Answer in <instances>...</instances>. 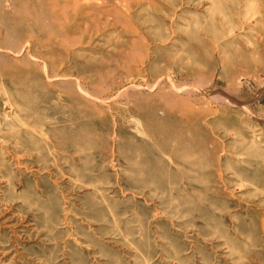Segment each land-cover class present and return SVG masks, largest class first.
<instances>
[{
    "label": "rangeland",
    "instance_id": "1",
    "mask_svg": "<svg viewBox=\"0 0 264 264\" xmlns=\"http://www.w3.org/2000/svg\"><path fill=\"white\" fill-rule=\"evenodd\" d=\"M0 264H264V0H0Z\"/></svg>",
    "mask_w": 264,
    "mask_h": 264
}]
</instances>
